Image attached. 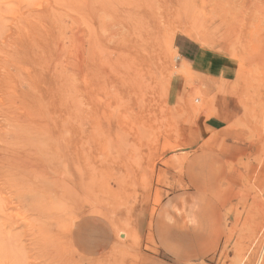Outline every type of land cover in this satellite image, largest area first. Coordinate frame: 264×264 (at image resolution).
<instances>
[{
    "label": "rangeland",
    "instance_id": "1",
    "mask_svg": "<svg viewBox=\"0 0 264 264\" xmlns=\"http://www.w3.org/2000/svg\"><path fill=\"white\" fill-rule=\"evenodd\" d=\"M147 1L160 36L135 47L118 22L133 0H0V264L140 262L200 155L228 167L227 236L194 264H264V0Z\"/></svg>",
    "mask_w": 264,
    "mask_h": 264
},
{
    "label": "crops",
    "instance_id": "2",
    "mask_svg": "<svg viewBox=\"0 0 264 264\" xmlns=\"http://www.w3.org/2000/svg\"><path fill=\"white\" fill-rule=\"evenodd\" d=\"M176 50L185 63L199 65L196 73L207 83L218 77L220 69L209 56H202L197 43L178 38ZM202 57L207 58L205 63ZM199 158V162L196 157L186 164V188L166 196L157 207L146 236L152 241L150 250H144L141 261L136 264L201 263L222 249L227 236V220L217 192L228 178V167L222 163L209 168L206 164L210 158L202 159L201 155ZM103 241L104 238L96 236V244Z\"/></svg>",
    "mask_w": 264,
    "mask_h": 264
},
{
    "label": "bare ground",
    "instance_id": "3",
    "mask_svg": "<svg viewBox=\"0 0 264 264\" xmlns=\"http://www.w3.org/2000/svg\"><path fill=\"white\" fill-rule=\"evenodd\" d=\"M113 1V0H112ZM126 1V0H125ZM153 1V0H152ZM159 1V0H158ZM164 3H166V1L167 0H162ZM182 1V0H181ZM129 2V1H128ZM130 2H132V1H130ZM148 3L150 2V0L149 1H147ZM124 3V2H123ZM126 3V2H125ZM124 3V4H125ZM157 3V0H156V2H155V4ZM158 3H160V2H158ZM127 4V3H126ZM133 4V5H132ZM130 3V7L132 8V12L130 13V15H128L126 18L124 17H122V19H120L118 22L120 23V24H122V25H119V24H117L120 28H121V26L122 27H124V29L122 30V31H124V33L123 32H121L123 35L121 36V39H119V40H122L123 42H127V41H132L133 42V44H134V46L135 47H144V46H146L145 45V42L146 41H149V40H151L152 39V36H158L160 33H158L159 32V30L156 32V27H158L159 26V22L157 23L156 22V20H155V16L153 17L152 15H154V13L151 15V13L149 12L150 10H148L147 9V3H146V0H133V3ZM167 4V3H166ZM180 4V3H179ZM183 4V3H182ZM182 4H180V5H182ZM121 5H122V2H121ZM132 5V6H131ZM146 5V6H145ZM158 5V4H157ZM161 5V4H160ZM193 5V4H192ZM264 5V4H263ZM149 6H152V8H153V4L152 5H149ZM148 6V7H149ZM259 6V5H258ZM262 6V5H261ZM173 7H175L176 8V5L175 6H173ZM172 7V8H173ZM260 7V6H259ZM264 7V6H263ZM116 8V7H115ZM128 10V9H127ZM262 10V9H261ZM124 11V10H123ZM263 11H264V9H263ZM263 11H261V13L263 12ZM152 12H154V11H152ZM181 11H177V10H173L172 12H168V17H167V15L166 16H163V14H161L162 15V18L161 19H163V18H166L167 17V19L168 18H175L176 16H180L181 15V13H180ZM120 13V12H119ZM159 13H157V15H158ZM260 14V13H259ZM161 15H159V16H161ZM124 16V15H123ZM117 17H119V14H118V16ZM181 17V16H180ZM157 18V17H156ZM167 19H166V21H167ZM157 20H158V18H157ZM172 20V19H171ZM170 20V21H171ZM200 20V19H199ZM159 21H160V19H159ZM169 21V22H170ZM184 21V20H183ZM202 21V20H201ZM117 22V23H118ZM167 23H168V21H167ZM27 25V24H26ZM115 26V25H114ZM113 26V27H114ZM42 27V26H41ZM117 27H115V29H116ZM159 28H160V26H159ZM115 29L113 30V32L115 31ZM260 30H262V29H260ZM26 32H27V30H26ZM119 32V31H118ZM27 34V33H26ZM116 34V33H115ZM24 36V35H23ZM116 36V35H115ZM160 36V35H159ZM20 37V36H19ZM115 38V37H114ZM120 38V37H119ZM21 39V38H20ZM116 39V38H115ZM118 41V40H117ZM20 44H22L21 42H20ZM27 88V87H26ZM29 89V88H28ZM25 90V89H24ZM29 92V91H28ZM16 93V92H15ZM22 93H24V92H22ZM30 93H31V91H30ZM17 95V94H16ZM20 96V95H19ZM23 96H26V95H24L23 94ZM22 95H21V97H23ZM18 97V96H17ZM22 100V99H21ZM20 100V98H19V101H21ZM25 101V100H24ZM35 102V101H34ZM24 102L22 101V104L21 105H23L24 106V104H23ZM33 103V102H32ZM14 104V103H13ZM16 104V103H15ZM15 104H14V107H15ZM19 104V103H18ZM18 104H16V105H18ZM28 104V103H27ZM29 105V104H28ZM32 105V104H31ZM22 107V106H21ZM28 107H30V106H28ZM32 107V106H31ZM30 107V108H31ZM12 108V107H11ZM29 108V109H30ZM28 109V108H27ZM66 115H67V113H66ZM67 119V118H66ZM73 123V122H72ZM84 124V123H83ZM62 124H60V127H62L61 126ZM78 126V125H77ZM80 126V125H79ZM82 126V125H81ZM94 126V125H93ZM96 126V125H95ZM95 126H94V128H95ZM64 128V127H63ZM82 128V127H81ZM89 128V127H88ZM87 128V129H88ZM19 129V128H18ZM84 129V128H83ZM89 130V129H88ZM87 130V131H88ZM31 131H33V130H31ZM63 131H65V129L64 130H62V132ZM37 132V131H36ZM38 132H39V130H38ZM42 132V131H41ZM61 132V131H60ZM60 132H58V133H60ZM67 132H69V131H67ZM85 132V131H84ZM83 132V133H84ZM89 132H90V130H89ZM34 133H35V129H34ZM57 133V132H56ZM70 133V132H69ZM94 133V132H93ZM96 133V132H95ZM63 134H65V132L63 133ZM60 135V134H59ZM19 136V135H18ZM22 136H23V134H22ZM25 136H27V133L25 134ZM88 136V135H87ZM37 136H35V138H36ZM39 137L41 138V135L40 136H38V139H39ZM68 137V136H67ZM70 137H71V135H70ZM69 137V138H70ZM74 137V136H73ZM91 137H92V134H91ZM30 138H33V136L32 137H30ZM29 138V139H30ZM62 138H63V136H62ZM85 138V137H84ZM87 138H89V136L87 137ZM59 139V138H58ZM32 140V139H31ZM34 140H36V139H34ZM77 140H79L78 139V137H77ZM27 141V140H26ZM33 141V140H32ZM62 141H64V140H62ZM73 141V140H72ZM80 141V140H79ZM24 142V141H23ZM30 142V141H29ZM39 142H40V140H39ZM48 142V141H47ZM94 142V141H93ZM33 143V142H32ZM36 143H37V141H36ZM41 143H42V141H41ZM46 143V142H45ZM55 143V142H54ZM69 143V142H68ZM87 143V142H86ZM34 144V143H33ZM39 144V143H38ZM44 144V143H43ZM52 144V143H51ZM73 144V143H72ZM40 145V144H39ZM38 145V146H39ZM46 146H47V144H45ZM62 145V144H61ZM79 145H81V144H79ZM71 146H73V145H71ZM85 146V145H84ZM89 146H91L90 144H89ZM28 147H29V145H28ZM33 147V146H32ZM31 146H30V148H32ZM88 147V146H87ZM36 148V147H35ZM59 149H60V147H58ZM64 148V147H63ZM81 148V147H80ZM89 148L90 147H88L87 149L89 150ZM33 149V148H32ZM78 149V148H77ZM82 149V148H81ZM91 149V148H90ZM61 150V149H60ZM64 150V149H63ZM85 150V149H84ZM94 150H96V149H94ZM181 166H183V165H181ZM59 187V186H58ZM59 191V190H58ZM57 198V197H56ZM2 204H3V202L0 204V206L2 207ZM4 206H6L5 205V203H4ZM4 208V207H3ZM35 208V207H34ZM1 209V208H0ZM5 210V209H4ZM38 210V209H37ZM44 211V210H43ZM42 211V212H43ZM38 212V211H37ZM40 212V211H39ZM44 212H46V211H44ZM40 217H42V216H40ZM45 220V219H44ZM47 220V219H46ZM40 223H42V222H40ZM44 223L46 224V222L44 221ZM48 223V222H47ZM43 224V223H42ZM46 226V225H45ZM48 226H50V225H48ZM124 236V235H123ZM5 243V242H4ZM8 244V243H7ZM6 249H7V247H6ZM27 254V253H26ZM34 264V263H33Z\"/></svg>",
    "mask_w": 264,
    "mask_h": 264
}]
</instances>
